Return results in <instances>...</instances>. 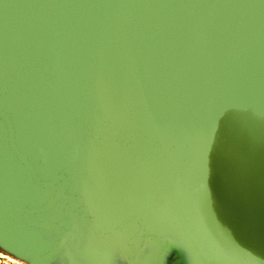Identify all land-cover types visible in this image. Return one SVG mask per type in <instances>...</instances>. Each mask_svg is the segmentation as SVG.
Masks as SVG:
<instances>
[{
    "label": "water",
    "instance_id": "1",
    "mask_svg": "<svg viewBox=\"0 0 264 264\" xmlns=\"http://www.w3.org/2000/svg\"><path fill=\"white\" fill-rule=\"evenodd\" d=\"M0 250L264 264V0H0Z\"/></svg>",
    "mask_w": 264,
    "mask_h": 264
},
{
    "label": "rangeland",
    "instance_id": "2",
    "mask_svg": "<svg viewBox=\"0 0 264 264\" xmlns=\"http://www.w3.org/2000/svg\"><path fill=\"white\" fill-rule=\"evenodd\" d=\"M0 255H1V250H0ZM3 259H5L6 262L3 261ZM0 264H17V263L13 260L6 258V256H3V257L0 256ZM19 264H23V263L20 262Z\"/></svg>",
    "mask_w": 264,
    "mask_h": 264
},
{
    "label": "snow or ice",
    "instance_id": "3",
    "mask_svg": "<svg viewBox=\"0 0 264 264\" xmlns=\"http://www.w3.org/2000/svg\"><path fill=\"white\" fill-rule=\"evenodd\" d=\"M203 148H205V145L203 144ZM167 252L162 253V259H166Z\"/></svg>",
    "mask_w": 264,
    "mask_h": 264
}]
</instances>
